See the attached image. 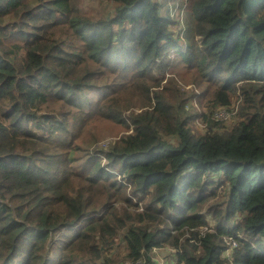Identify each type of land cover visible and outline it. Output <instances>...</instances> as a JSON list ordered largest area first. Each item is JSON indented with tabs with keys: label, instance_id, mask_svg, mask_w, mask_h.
Here are the masks:
<instances>
[{
	"label": "trees",
	"instance_id": "obj_1",
	"mask_svg": "<svg viewBox=\"0 0 264 264\" xmlns=\"http://www.w3.org/2000/svg\"><path fill=\"white\" fill-rule=\"evenodd\" d=\"M106 1L0 0V264H264V0Z\"/></svg>",
	"mask_w": 264,
	"mask_h": 264
},
{
	"label": "rangeland",
	"instance_id": "obj_2",
	"mask_svg": "<svg viewBox=\"0 0 264 264\" xmlns=\"http://www.w3.org/2000/svg\"><path fill=\"white\" fill-rule=\"evenodd\" d=\"M171 3H168L167 6H165L170 10H174L176 7H172L170 5ZM80 7L82 8L83 12L87 15H91L94 17L100 16V15H106L110 12L111 7L109 3H107L106 0H81ZM175 14L172 13L170 16H174ZM178 24L180 25L179 35H184V29L187 25H191V18L188 17V12L183 10V15L180 14V18L178 15ZM184 25V27H183ZM188 31V29H186ZM192 33V30L190 29L189 34ZM176 34V32H175ZM193 37V36H192ZM189 86H185L184 89H188ZM238 105L237 101H234L232 106L236 107ZM223 122L230 123V118L222 119ZM196 123V122H195ZM198 128H202L200 124H197ZM112 140H114V137H107L104 138L99 142L100 145L106 146L108 143H110ZM162 256V255H161ZM156 257V263L159 264L161 262V259L155 254Z\"/></svg>",
	"mask_w": 264,
	"mask_h": 264
},
{
	"label": "built area",
	"instance_id": "obj_3",
	"mask_svg": "<svg viewBox=\"0 0 264 264\" xmlns=\"http://www.w3.org/2000/svg\"><path fill=\"white\" fill-rule=\"evenodd\" d=\"M234 101H236V100H234ZM234 101H233V102H234ZM237 102H238V101H237ZM231 107H232V109H230V110H228V109H226V108H220V109H218V110L213 114V117H215L217 120H222V119L230 118V117L234 114V112H235L237 106L234 107V106L231 105ZM206 229H207L206 227H203V228L200 230V233H204ZM224 240H225V242L228 244V246H227V248H226V250H225V253L228 254L229 251H230V249H232L233 247L236 246V240H235L234 238H232V237H226V238H224ZM166 250H167V251H170V248H167ZM171 250H174V251H175V249H173V248H172ZM153 252H154V256H155L156 249L153 250ZM156 255L161 259V262H163V256H161L160 254H156ZM155 259H156V257H155ZM161 262H160V263H161ZM124 264H128V263H124ZM134 264H141V263H140L139 261H136Z\"/></svg>",
	"mask_w": 264,
	"mask_h": 264
}]
</instances>
